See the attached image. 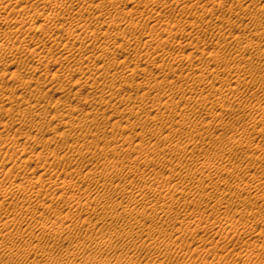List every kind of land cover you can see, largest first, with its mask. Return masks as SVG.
Masks as SVG:
<instances>
[{
  "label": "rangeland",
  "instance_id": "rangeland-1",
  "mask_svg": "<svg viewBox=\"0 0 264 264\" xmlns=\"http://www.w3.org/2000/svg\"><path fill=\"white\" fill-rule=\"evenodd\" d=\"M226 1L227 0H225V3ZM155 2L154 4H161L160 2L158 3V0ZM243 3L244 0H228L225 5L226 9L216 8L215 15L213 17L207 16L206 19H208L202 22L204 25L202 26V24L198 23L197 25L199 26L194 28L192 31L195 36L200 35L199 37L204 39H202L200 43L194 40V42H192V46L195 43H198L200 46L205 45L210 47L209 51L212 50L213 52H216L219 50L218 54L221 56V58H219L221 60L216 61L217 65L220 66V68L235 66L234 70L239 74L242 73L241 77H243L244 72L246 73L245 76L248 83L242 88V91L239 92L240 104L238 106L234 105L230 111L223 110L220 117L224 124L222 128L214 129L203 127L199 130H191L189 128L177 129L174 139L178 140L177 143L180 144L182 149H186V156H182L180 158L179 165H175L176 161L173 154H167L165 156L164 163L160 161L157 162V157L151 148L152 146L148 145L147 142L139 145L138 142H132L125 137L127 134H133L135 132H142L145 137L151 135L153 139L159 136L168 137L169 135L167 134V131L160 132L155 130V123L153 121H145L144 112L138 113L136 116H128L125 112L121 111L123 106L119 102H101L99 96L105 95L107 86H109L110 83L104 87L98 83L92 84V80L90 79L87 88H82L81 91L74 94V90L71 89L72 87L65 82V76L68 73L66 72L67 64L63 63L62 66H57V71L60 72L57 73V81L59 80L57 85L56 83H51V85H48L45 88L39 87V90H37V87L34 85L47 83L51 78L53 69L50 68L48 75L47 72L40 75V70H36L35 73H33L34 62H32V58L30 56L22 57L20 61L15 63V66H17L13 69H16L18 73L23 75H26L28 72L33 73L34 79L31 84H27L24 87L15 79H9L7 76H0V93L10 92L14 95L24 93L26 95L24 97L25 100H28L30 97V100H32L31 103H34V105L32 104L33 109L36 111L40 110L39 118H41L44 114L41 121L40 119L38 121L37 117L34 121H32L28 115L26 116V114L21 113V111H17L15 106H13L12 109H8V111L0 109V145L5 143L4 141L6 139V141H13L14 147L21 148L23 145L26 146V148H31V150H27L29 153L27 154V157L29 156L33 158V162H35V165L32 163V165L28 164L29 166H27V168H20L18 174L19 177H21L22 174L30 176H36L38 174L36 171H31H34L33 168L36 165V168H40L43 163L46 164L47 162H37V158L34 153L35 151L32 150V146L34 144L47 146L46 143H48L49 139L52 138L54 143L50 140L48 144L50 146L48 147H52L57 151V157L61 160V162L58 165L59 161L57 159L56 169L54 161L50 160V163L48 162V164L52 167L46 164L49 171L46 172L44 177L52 175V169L53 173L58 170L57 179L62 180L63 178L65 180L62 182H68L67 180L72 179L75 174L78 173V176L81 178L86 189L90 190L99 199L104 197L106 200L111 201V206H109L111 207L110 209L103 210L99 208V210L91 212L89 216L86 215L88 220L85 222V225L88 224L90 227H95V229L98 230H95L97 235L94 232V234L92 233L87 235L83 230H79L73 231V234H59L60 237L72 235L74 238L73 244L82 245L89 244L94 239H105L103 238V234H105L106 231L112 232V240H114L117 235L124 238V233L127 232L133 233L134 235L136 233V237H139L141 240L146 238L144 241L145 244L150 245L142 251L132 250V247L128 246H124L118 250V253L122 256H126L128 254L129 257H125L124 262L128 261L129 264H159L160 262H162L161 264H264V123H253L255 117V121H259L260 119L264 120V61L255 62L256 60L254 61L253 59L252 63H247L245 61L237 63L238 61L235 59L234 51L236 50V47L234 42H232L235 36H241L240 41L243 43L249 40L260 46L261 49H264V11L257 9L258 5L264 6V0H255L254 5L250 6L245 12H243V18L228 10L233 8L232 10H235L234 12H236L237 7ZM109 4L110 3H106V6ZM132 4H126L125 7L124 4L122 7H124V10L126 9L125 11L130 10L132 7L138 10L140 9V7L137 8L135 4L134 6H132ZM209 5L208 7H210ZM157 6L158 7L156 8L159 10L160 5ZM107 8L109 9V7ZM181 8L182 5L177 7L174 5L173 8H170V10L169 8L162 9L160 7L166 15L163 14L164 17H162L165 18V20L160 18V20H157V23L154 22V24L156 23L155 29L156 31L158 30L157 33L165 27L171 26L173 23L176 24V22H182L181 28L184 29L185 27L186 29L187 26L184 24L192 22L195 17V21L198 20L197 18H199V14L202 13L203 9L194 10L186 15L183 13L185 15L184 16L179 13L182 10ZM49 10L51 9H48V11ZM59 11L62 14L65 12L64 9L57 7V12ZM136 12L127 16V19L125 18L126 20L123 19V21H120L122 28L119 31L120 33L118 32L117 34L120 37L116 35L117 32H113L114 36H117L118 38L125 36V34L128 36L129 33L126 28L131 19H134V22H141V29L134 30L136 32L133 31L134 37L141 39L140 37L149 34V30L148 28L146 30L145 26L146 24H152L148 21L145 13H142L141 15L138 13L139 11L136 10ZM113 14L114 13L111 12L110 18L113 17ZM217 15L220 16L218 17ZM115 16L116 18L118 17L117 19H120L119 17L121 15L119 16L114 14L112 19H115ZM251 16H254L256 19L253 20ZM182 18H184V20ZM210 19L212 22H210ZM230 21L232 22L230 23ZM122 22H124L125 25ZM211 24L215 29L211 26ZM215 26H218L217 29ZM142 27L145 30H143ZM57 30H60V32L57 31L59 32V34L57 33V37L59 38L61 37L59 35L63 33L64 28ZM259 31H261V33ZM143 32H145V35H142ZM220 34H223L224 36ZM225 35L228 38H226ZM131 36L132 34L129 37ZM227 39L229 41H227ZM137 47L141 48V46L138 45ZM138 48L137 51L139 50L140 52V49ZM31 49L34 50L32 47ZM170 49V51L176 50V52H178V50H180L179 44H174L170 47ZM192 50H194V48ZM58 54H60V52ZM58 54L57 56H59ZM248 54L252 57L256 56L255 51H249ZM124 55L125 57H122ZM133 55V52H127L121 55L119 60L121 61L125 58V67L131 68L129 65L132 66L135 62ZM208 56L210 55L204 54V56H202L203 58L200 57L198 61L196 60L197 62H195L194 67L188 66L187 62L184 60L178 63V68L173 66L175 69L170 70L167 76L169 85L176 90L178 89L173 97L168 96V92L164 90L154 93V82L150 80L148 72L146 74L148 82L143 83V85L140 83L137 88L138 91L134 90L136 91L134 92L130 88L124 89L120 92V97L122 99H127L129 97H127V95L130 91V95L132 92V96L130 97H135L136 99H134L137 100L136 102H139L140 97L137 98V96H139V94L141 96V93L147 91L148 89L151 90L152 93L144 102V107L147 109H151L152 107L150 116H152L158 109L164 110L163 107H165L166 101L171 102L174 100L178 106L175 108L168 107L164 112L168 113L169 110H171V113H174V121H182L184 123L188 121L192 124L203 123L209 120V117H211L212 114H217L219 110L216 107L220 106V103L216 104L215 108L207 106L203 110L202 114H199L198 111H196L198 110L197 106L201 105V103L199 104V100H197L195 94H211L214 89L220 87L219 83L214 84L213 88L208 84L211 80L210 75L205 78L204 83L192 81V79L198 76L196 74L200 72V69L204 67L206 63L205 61L211 63V58ZM151 57L152 56H150V59H153V57ZM93 58L94 57L91 56L92 60H94ZM57 59L60 58L57 57ZM142 62H144V60H142ZM45 63V60L40 62V69L48 71L49 65H46ZM127 63L130 64L128 65ZM195 66L198 67L195 68ZM127 68H125V70ZM165 68L166 67H164V69ZM121 69L123 70V68H120L118 71H122ZM61 71H63V74H61ZM165 72H167L166 69ZM233 74V72L223 73L221 82L227 83V80L233 78ZM261 74L263 76H261ZM85 75L88 76V74L85 73H80L79 76L86 77ZM59 77L60 79H58ZM255 83L258 84V87L255 86ZM62 85L63 89L61 88ZM48 89L49 93L44 95L45 90ZM134 89H136V87ZM133 93L137 95L135 96ZM190 94L194 95V97H188ZM63 105L67 107H64ZM68 105L70 106V109ZM71 107L72 109L73 107L75 108L72 110ZM250 110H258L259 113L256 116L250 113ZM44 112H46V114ZM60 113L62 114L60 115ZM52 114L54 115V118ZM85 114H88L89 120H92L91 122H88L87 125L85 124V126L78 128L79 123L84 120ZM61 116H63L62 119ZM27 119L30 122H27ZM68 120L69 122H75L74 128L68 126ZM19 121H25L24 123L26 124V128H29L31 125L36 126L38 123L40 124V127H44L41 128V130L43 129L44 131L42 130L40 133L41 136L39 134L35 135L36 139H34L35 136L34 133L31 134L32 132L29 133L31 134L30 136L29 134L27 136L26 132H22L21 135L15 131V128H10L8 126L6 128L3 127V124L10 125L11 123L15 125L19 123ZM28 123L30 124L28 125ZM38 124L37 126L39 127ZM172 124L174 123L169 120L164 128L168 129L167 126ZM123 126H126V128H122ZM173 126L177 128V126ZM253 126L255 127L254 129ZM27 132L29 131L27 130ZM84 132L95 135L98 134L99 137L106 133L108 136L107 142H103L102 138L98 141L93 140L90 136L85 138ZM43 133L46 135H43ZM145 139L147 140V138ZM42 143L45 144L43 145ZM75 143L76 146L78 144L79 150L77 149V153L80 151V153L84 156L87 155L86 159H80L76 155L77 150H73V148H77L74 146ZM162 146L168 145H158L157 148H161ZM13 152H15V154ZM13 152H9L12 153V155H10V157H12L10 158L11 160L5 164L6 167L14 164L20 155L18 154L17 149ZM14 156H16V158ZM14 159L15 161L13 162ZM212 159L215 160L214 164L212 163ZM108 161H112L113 164H108ZM163 164H165V166H163ZM128 165L132 168L138 169L139 171L120 181H115L114 183L117 187L110 188L108 186L109 181H107V178L103 175H111L114 172H122L127 170ZM160 165L163 170L161 167L159 168ZM222 165L231 169L237 177L233 180L231 179L229 182L227 173L220 169ZM63 169L73 170H67L64 172ZM170 169H173L175 173L180 174H185L188 170H191L194 173L191 180H182L173 176L168 182L166 181L164 183L163 188L170 190L169 194L173 198L172 201L165 202L161 200V198L157 197V191L150 190L148 187L141 191H135L130 197L122 196V188L128 186L130 182L132 187H136L140 182L142 184L143 182H162L163 178L167 176L168 170ZM204 169H209V172H204L203 174L200 173V171ZM159 171L161 172L158 173ZM93 174L100 175V177L93 181L91 179ZM52 176L54 178L56 175L54 174ZM221 178H225V180H221ZM197 180H200L203 187L198 186ZM23 185L24 187H27L28 182L25 181ZM181 187H183V193L178 192ZM81 188H83V186H81ZM133 189L136 190L135 188ZM221 189L224 190V199L220 204L215 196ZM65 190L66 189L62 186H59L58 190L55 192V196L53 197L55 210L53 209V211H46L47 213L43 212L41 214H37L36 220L44 221L47 217L48 219L45 220H49V218L50 220H53L56 216L57 220H60L61 216L67 212L72 222L79 226L77 217L81 215V213L74 208L66 209L59 204L60 200H70V194L65 193ZM49 191L50 189L47 190V192ZM198 194H200V196ZM169 204L171 208H168ZM7 206L5 205L4 208L7 210L12 209L11 206ZM86 216L83 217L86 218ZM231 225L237 226L238 229L240 227V229L237 232H232L231 234V232H228V230H232ZM98 228H102V231ZM77 232L78 234L76 235ZM84 233L86 235H84ZM242 233H244V235ZM78 235L81 236L82 240L80 239V236L78 237ZM48 240L52 239H44L42 241L43 249L44 251L49 252L53 258L57 256V264L60 258H63L64 256L67 257L68 254H72L73 256L77 255V257H80V259L85 262H89L90 258L94 256L89 253L90 251L85 252L81 249L76 250V248H70L68 244H59L58 246L54 245L53 248H49L50 245L45 242ZM17 245L21 246L20 243ZM129 245L132 246L131 243ZM152 246L159 248L161 251H155ZM121 255L120 258L123 259ZM106 257L110 259L109 261L114 262L113 260L115 255L113 253H108Z\"/></svg>",
  "mask_w": 264,
  "mask_h": 264
},
{
  "label": "bare ground",
  "instance_id": "bare-ground-1",
  "mask_svg": "<svg viewBox=\"0 0 264 264\" xmlns=\"http://www.w3.org/2000/svg\"><path fill=\"white\" fill-rule=\"evenodd\" d=\"M155 1L157 0H0V76L2 77L7 76L9 79H15L25 87L27 84H31V82H33L34 79L33 73H35L36 70H40V75H43L45 72H47L48 75L50 72V68H52L53 72L51 73V78L47 83L41 85H34L37 87L36 89L39 90V87L45 88L46 86L51 85V83H56L57 85V82L59 81V80L57 81V75H58L57 73H60L57 71V66L59 67L62 66L63 63H66L67 64L66 72L68 74L65 76L66 77L65 82H67L68 85L72 87L71 89L74 90V94H77L79 91H81L82 88H87L90 79L92 80V84L98 83L100 85H103L104 87H106L107 84L110 83L109 86H107V91L105 92V95L99 96L101 102H105V103H109L110 101H113L114 103L119 102L123 106L121 111L125 112L128 116H136L138 113L144 112L145 121H149V120L153 121L155 123V130H158L160 132L167 131V134L169 135L168 137L159 136L153 139L151 135L145 137V135L142 132H135L133 134H127L125 137L131 140L132 142L135 143L138 142L139 145H142L144 144V142H147L148 145L152 146L151 148L153 150V153L157 157L156 160L157 162L160 161L164 163L165 156L167 154H173L176 161L175 165H179L180 158L182 156H186L185 153L186 149H182L180 147V144L177 143L178 140L174 139L177 129L189 128L191 130H199L200 128L203 127L214 128V129L222 128L224 124L220 117L223 110L230 111L234 105L238 106L240 104L239 92L242 91V88L248 83V81L246 80V76H245L246 73L244 72L243 77H241L242 73L241 74L237 73L234 70L235 66L232 67L227 66L225 68L221 67L222 68L221 69L220 66L217 65L216 61L221 60L219 59L221 58V56L218 54L219 50L216 52L210 50L211 51L210 52L209 51L210 47H207L205 45L200 46L198 45V43H195L192 46V42H194V40L200 43L203 39L199 37L200 35L195 36L194 32L192 33L193 29L199 26L197 25L198 23L202 24L203 26L204 23L202 22L208 19V18L206 19L207 16L213 17L215 15L216 8L226 9L225 5L228 0L226 1V3L225 0H164V1L158 0V3L160 2L161 4H154ZM254 2L255 0H244V3L241 4L239 7H237L236 12H234L235 10L234 11L232 10L233 6L231 7L232 9H228V8L227 9L230 10V12L235 13L237 16H241L243 18L244 17L243 12H245L250 6H253ZM106 3H110V4L106 6ZM126 4L129 5L132 4V6H134L135 4L136 7L137 8L140 7V9L138 10L132 7L133 9L130 8V10L125 11L126 9L124 10L123 8L126 6ZM122 5H124V7H122ZM137 5H142V6H137ZM157 5H160L162 9L169 8V10L170 8H173L174 5H176V7L182 5L181 8L182 10L179 13L180 14L185 13V15L188 14L189 12H193L194 10L196 11L197 9L200 10L201 8L203 9H202V13L200 12L201 14H199V18H197L198 20L195 21L196 18L195 17L193 19L194 21L192 20V22H189L188 24H184L187 26L186 29L185 27L184 29L181 28L182 22L181 23L176 22V24L173 23L171 24V26L165 27L164 29H162L160 32L157 33L158 30L156 31L155 24L158 22L157 20H160V18L164 17L163 14L166 15L164 11L160 9V7L159 10L156 8L158 7ZM208 5L210 7H208ZM57 7L64 9L65 10L64 14H62L60 11L57 12ZM107 7H109V9ZM48 9L51 10L48 11ZM257 9H259L260 11H264V6L258 5ZM136 10L139 11L138 13H140L141 15L142 13L143 14L145 13L148 21L152 24V25L146 24L145 26L146 30L148 28L149 34L145 35V32H143L142 35L144 34L145 36L140 37L141 39L134 37L133 34L134 32H136L134 30L141 29L140 28L141 22L139 21H138L139 23L134 22L133 21L134 19L133 20L131 19L126 28L127 32L129 33L128 36H126L125 34V36L123 37L121 36V38H118L117 36L119 35L117 34L122 28L120 21H123V19H125L127 16L132 15L134 12H136ZM111 12L119 16L121 15L119 17L120 19H117L118 17L116 18V16L115 19H112L114 17V14L113 17L110 18ZM217 16L219 17L220 15ZM251 18H253V20L256 19L254 16H251ZM163 19L165 20V18H162V20ZM182 19L184 20V18ZM154 22L156 23L154 24ZM210 22H212V20ZM231 22L232 21H230V23ZM212 27L214 28V26ZM60 28H64V30L63 33L59 35L61 37L58 38L57 33L59 34L60 30L57 29ZM143 30L145 29L143 28ZM113 32H117L116 33L117 36H114ZM259 32L261 33V31ZM131 34L133 37L132 36L129 37ZM240 37L235 36V38L232 40V42H234L236 47V50L234 51H235V59L238 61L237 63H240L242 61H245L247 63L249 62L252 63L253 59L254 61L256 60L255 62L264 61V49H261L260 46L254 44L249 40L243 43L242 41H240L241 40ZM227 41L229 40L227 39ZM174 44H179L180 50H178V52H176V50L170 51L171 49H173V48L170 49V47L173 46ZM137 45L141 46L142 49L138 48ZM31 47L34 48V50L31 49ZM137 48L140 49V52L139 50L137 51ZM193 48L194 50H192ZM249 51H255L256 56L252 57L250 54H248ZM59 52L60 54H58ZM127 52L134 53L133 55L135 59L134 64L131 66L129 65L130 63L129 64L127 63L131 68L125 67L126 64V62L124 61L125 58L123 59L121 58L122 59L121 61L119 60L121 55ZM57 54L59 56H57ZM204 54L210 55L208 57L211 58L210 59L211 63L205 61L206 63L204 67L200 69V72L196 74L198 76L192 79V81L193 82L197 81L198 83H204L205 78L208 75H210L211 80L209 81L208 84L212 88L214 87V84L216 83L220 84V87L214 89L211 94L210 93L207 95H201L199 93L195 94L197 100H199V104L201 103V105L197 106L198 110H196L198 111L199 114H202L203 110L207 106L215 108V105L220 103V106L216 107L219 110V112L214 115L212 114V116L209 117V120L200 124L197 123L192 124L188 121L186 123L182 121H174V113H171V110H169L168 113H164L166 108L168 107L175 108L178 106L174 100H172L171 102L166 101L165 107H163L164 110L158 109L157 111H155V113L152 116H150L152 107L151 109H147L146 107H144V102L149 98L150 94L152 93L151 90L148 89L147 91L141 93L142 94L141 96L140 94L139 96H137V98L140 97L139 102H136L137 100H135L136 99L135 97L133 98L130 97L132 96V92L131 95L129 94L130 91L129 93L126 92L128 93L127 97L129 96L127 99H122L120 97L121 95L120 92L122 90L130 88L131 90L134 91L137 90L140 83L143 85V83L148 82L146 77L147 72L148 75L150 76V80L154 82V93L157 91L159 92L160 90H164L168 92V96L173 97L178 89L176 90L169 85L167 81L168 72L170 70H174L175 68H178L179 65L178 63H180V61L182 60L187 62L188 66L194 67L195 62H197L200 59V57L204 56ZM25 56H30L32 58V62H34V67H33L34 71L33 73L28 72L26 73V75H23L18 73L16 69L13 68L17 66V65L15 66V63L20 61L21 58ZM91 56L94 57L93 58L94 60L91 59ZM150 56H152L153 59H150ZM57 57L60 59H57ZM122 57H125V55ZM44 60L46 61L45 64L49 65L48 71H45V69L43 70L40 69V65H41L40 62L41 61L43 62ZM142 60H144V62H142ZM173 66L176 67L174 68ZM164 67H166L165 69L167 70V72H165ZM197 67L198 66H195V68ZM120 68H123V70L121 69L122 71H118V69ZM125 68L127 69L125 70ZM231 72L234 73L233 78L227 80L228 81L227 83L221 82L222 74L231 73ZM80 73L88 74V76L85 75L86 77L84 76L81 77L79 76ZM61 74H63V71H61ZM261 76L263 75L261 74ZM58 79H60V77ZM255 86L258 87V84L255 83ZM135 87L136 89H134ZM61 88L63 89V85ZM48 91L49 89L45 90L44 95L46 93H49ZM25 96L26 95L24 93L17 95H14L13 93L10 92L0 93V103H1L0 109L2 110L4 109L5 111H8V109L10 108L12 109V107L15 106L17 111H21V113L26 114V116L28 115L32 121H34L36 117L38 121L39 119L41 121V118L42 116H44V114L42 113L43 115L41 116V118H39L40 110L39 111L34 110L32 106V104L34 105V103H31L32 100H30V97L28 100H25L24 98ZM188 97L193 98L194 95L190 94L188 95ZM74 108L75 107H73V109ZM249 112L256 116L259 113L258 110H250ZM44 113L46 114V112ZM61 114L62 113H60V115ZM62 117L63 116H61V119ZM84 117H85L84 120L81 123H79L78 128L85 126V124L87 125L88 122H91L92 120V119L89 120L88 114H85ZM255 119L256 117L254 118L253 123H264V120L262 119H260L259 121H255ZM169 120H171L174 124L167 126L168 129H165L164 126L167 124ZM24 122L19 121V123L15 125L11 123L10 125L3 124V127L6 128L8 126L10 128L11 127L15 128V131L18 132L19 134H21L22 132H26L27 136L31 132H32L31 134L34 133V136L37 134L41 136L40 133L43 130V129L41 130V128L44 127H40V124L37 123L39 127L36 124V126L31 125L29 128L28 127L26 128V124ZM27 122L30 121H28L27 119ZM29 124L30 123H28V125ZM74 124L75 122H69L68 120V126L74 128ZM173 125L177 126V128H175ZM122 128H126V126H123ZM254 128L255 127L253 126V129ZM26 129L29 132H27ZM84 133H85L84 134L85 138L90 136L93 140H97V141L102 138L103 142H107L108 136L106 135V133H104L101 137H99L98 134L95 135L86 132ZM31 134H29V136ZM46 134L43 133V135ZM145 138H147V140ZM34 139H36V136ZM50 140H52V138L49 139V141ZM49 141L48 143H46L47 144V146L45 145L46 147L42 145L34 144L32 146V150L35 151L34 153L36 155L37 162H41V163L47 162L46 164L50 165L48 164V162L50 163L51 160L54 161L56 168L57 159L59 161L58 165L60 164L61 160L57 157V151L52 147H51L52 149L48 147L50 146L48 145ZM4 142L5 143L0 145V264H57V256L53 258L49 252L44 251L42 245V241L44 239H52L45 241L46 244L50 245L49 248H53L54 245L58 246L59 244L60 245L68 244L70 248H76V250L81 249L84 250L85 252L90 251L89 253L91 255H94L90 258L89 262L87 261L85 262L81 260L80 257H77V255L73 256L72 254L71 255L68 254L67 257L64 256L63 258H60L58 264L60 263L129 264L128 261L124 262L125 257H129L128 254L126 256H122L121 254L118 253V250H120L124 246H128V247H132L131 248L132 250L142 251L150 245V244L148 245L145 244L144 241L146 240V238L144 240H141L139 237L135 236L137 235L136 233L134 235L133 233H128V232L124 233V238H121L120 236L117 235L115 239L112 240V232L106 231V233L103 234L104 235L103 238L105 239H99V238L94 239L91 242L89 241L90 242V243L88 242L89 244H82V245L73 244L74 238L72 237V235L71 236L65 235L64 237H60V235H63V233L73 234L72 233L73 231H79V230H83L87 235H90L93 232L95 233V230H97L95 229V227H90L88 224L85 225V222L88 220L87 216H89L91 212L95 210H99V208L103 210L110 209L111 207L109 206H111V201L106 200L104 197L102 199H99L90 190L86 189L81 178L78 176V173H76L72 179L67 180L68 182H62L63 180H65L63 178L62 180L57 179L58 170L55 171V169H54L55 171L54 173H53V169L51 170L52 173L50 172L52 175L54 174L56 175L54 178L52 175H48L47 177H44L46 175V172L49 171L47 165L44 163L40 168H36L37 166L36 165L33 168L34 171H31V172L36 171L38 173L36 176L22 174V176L19 177L18 174L20 168L22 169L27 168V166H29L30 164L32 165V163L33 165H35V162H33L34 159L29 156L27 157V154H29L27 150H31V148H26V146L23 145L21 146V148L14 147V142L11 140L6 141L5 139ZM51 142H53V140ZM158 145H168V146H162L161 148H157ZM74 146L77 147L76 149L73 148V150L76 151L78 149V144L76 146L75 143ZM16 149L18 151V154H20L19 157L17 158V161H15V159L13 160V162L15 161L16 163L15 162L14 164L11 163L12 165L6 167L5 164L8 163L9 160H11L10 158L12 157V156L10 157L12 153L9 152L10 151L13 152L14 150L16 151ZM78 150L76 151V153L78 152ZM13 153L15 154V152ZM76 155L83 160L87 158V155L84 156L83 154L80 153V151ZM14 157L16 158V156ZM107 163L113 164L112 161H108ZM212 163L213 164L215 163L214 159H212ZM163 166H165V164H163ZM50 167L52 166L50 165ZM160 167L161 165L159 166V168ZM220 169H222L224 172L227 173L229 182L231 181V179L233 180L237 177V175L234 174V172L231 169H228L225 165H222ZM63 170L64 172H66L68 169H63ZM72 170L73 169H69L68 171H72ZM137 171L139 170L136 168H132L131 166L128 165L127 170H124L122 172H114L111 175L104 174L103 176L107 178V181H109L108 186L111 188V187H117V185L114 183L115 181H120L128 177L129 175L136 173ZM161 171H159L158 173H160ZM204 172H209V169H204L200 171V173L202 174ZM193 174L194 173L191 170H188L185 174H180V173H175L173 169H170L168 170L167 176L163 178L162 182H158V183L143 182V184L140 182L136 187H132L130 182L128 186L122 188L123 190L122 196L130 197L135 191L138 190L141 191L144 188L148 187L150 190L157 191L158 193L157 197L161 198V200L165 202L172 201L173 198L169 194L170 190L163 188L164 183L166 181L168 182L173 176H176L177 178H180L182 180H191ZM99 177L100 175L93 174L91 179L95 181ZM221 180H225V178H221ZM25 181L28 182L27 187H24L23 185ZM197 182L199 187H203L200 180H197ZM59 186H62L64 189H66L65 193L70 194V200L67 201L60 200L59 204L65 207L66 209L74 208L81 213V215L77 217L79 226H77L74 222H72L67 212L64 215L61 214L62 216L60 220H57V216L56 217L54 216L55 218L54 219L52 218L53 220H50V218L49 220H45L48 219V217L45 218L44 221L36 220L37 214H41L43 212L45 213L46 211H53L55 207L53 197L55 196V192L58 190ZM81 186H83V188H81ZM133 188H135L136 190H134ZM48 189H50L49 192H47ZM182 190L183 187H181V189L178 192L183 193ZM198 195L200 196V194ZM215 198L221 204L224 199V190L221 189L220 191H218L216 193ZM5 205L11 206L12 209L11 210L5 209L4 208ZM168 208H171L170 204L168 205ZM55 213L57 214L56 211ZM83 216H86V218ZM98 229L102 231V228H98ZM231 229L233 231L228 230V232H231L232 234V232H237L240 229V227L238 229L237 226L231 225ZM85 233L84 235H86ZM77 234L78 232L76 233V235ZM95 234L97 235V233ZM242 234L244 235V233ZM79 236L80 235H78V237ZM19 243L21 244V246L17 245ZM130 243L132 246L129 245ZM152 248L155 251H161L159 248L155 246H152ZM108 253H113L115 255V258L113 260L114 262L109 261L110 259L106 257ZM120 255L123 259L120 258ZM161 263L162 262H160L159 264Z\"/></svg>",
  "mask_w": 264,
  "mask_h": 264
}]
</instances>
